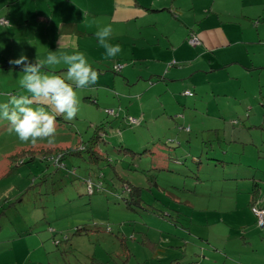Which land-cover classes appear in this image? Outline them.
Returning <instances> with one entry per match:
<instances>
[{"label": "rangeland", "instance_id": "1", "mask_svg": "<svg viewBox=\"0 0 264 264\" xmlns=\"http://www.w3.org/2000/svg\"><path fill=\"white\" fill-rule=\"evenodd\" d=\"M217 5L227 9L232 2L219 0ZM57 7L67 10L60 0ZM99 52L105 56L102 46ZM220 54L227 55L225 51ZM86 57L98 72H112L114 62L123 63L117 57H105L104 61L92 54ZM214 72L208 68L200 74L203 91L208 94L200 96L197 109L186 97L181 98L182 104L187 103L184 108L175 97L169 101V94L161 92L164 104L154 90L144 96L145 110L135 99L122 96V102H128L127 109L126 104L110 103L112 90L105 86V90L99 85L74 87L79 112L71 121L57 117L51 144L47 140H38L35 145L19 140L10 122L0 118V264L247 261V254L240 250L252 248L251 239L246 242L242 234L245 220L253 213L249 204L253 177L245 164L264 169V158L260 157L264 151V99L258 108L248 107L242 116L237 115L235 124L230 118L227 123L221 121L219 112L229 115L233 109L226 97L219 99L212 94L223 74ZM112 73L105 78L110 80ZM116 78L115 92L130 87L127 73ZM12 81L0 78L3 90L7 89L0 95V104L12 95L26 94ZM11 83L12 88H8ZM137 85L130 91L137 93ZM87 88L100 96L98 103L85 98ZM112 107L119 116L105 111ZM124 110L132 116L143 115V123L130 124ZM104 116L112 120V133L119 138L109 137L111 126L107 124L101 148L109 161L94 163L81 155L64 158L63 149L87 140L94 132L92 121ZM244 121L254 126L244 130ZM124 148L141 154L133 156ZM33 154L35 160L22 161ZM89 178L96 183L103 179L95 193L89 192ZM155 180L157 184L151 182ZM129 181L141 186L140 201L130 198L133 186ZM261 181L264 194V171ZM259 239L263 241L261 236ZM255 241L264 251V242Z\"/></svg>", "mask_w": 264, "mask_h": 264}, {"label": "crops", "instance_id": "2", "mask_svg": "<svg viewBox=\"0 0 264 264\" xmlns=\"http://www.w3.org/2000/svg\"><path fill=\"white\" fill-rule=\"evenodd\" d=\"M58 1L0 0V17L9 19V24L0 23V78H12L13 84H19L18 77L23 76V68L9 61L21 55H26L28 61L34 63L37 58L43 60L49 51H56L59 55L62 51L79 50L104 61L105 56L99 52L101 45L94 33L98 26L111 24L113 35L110 42L121 45L122 52L116 60L123 61V67L115 70L114 62L110 68L113 73L103 69L105 73L99 72L95 84L104 90V86L112 90L110 103L123 106L128 102L123 103L121 97L126 96L135 99L145 110L144 96L154 90L158 91V101L164 103L161 92H165L169 94V101L175 97L179 105L186 108L187 103L182 104L181 99L186 97V102L192 100L194 109H197L200 96L208 94L200 83V74L208 68L214 73L223 71L212 94L219 99L226 97L233 109L229 115L219 112L221 121L227 123L230 118L229 122L235 124L237 115L242 116L248 107L258 108L264 99V0H229L232 5L227 9L218 7L219 0H60L68 11L57 7ZM192 32L200 36L201 44H190L188 39ZM220 51H225L226 57L221 56ZM200 62L204 64L200 65ZM140 67L146 69L140 71ZM66 68L60 64L46 71L65 78ZM108 73L113 74L110 80L105 78ZM121 73L129 75L126 80L131 85L127 90L115 92L116 76ZM12 83L8 88H12ZM2 85L0 95L7 91ZM133 85L138 86L137 93L130 91ZM188 89L193 94L185 93ZM84 94L85 98L99 102L100 96L92 89H84ZM126 106L128 109L129 105ZM45 110L52 111L47 106ZM124 111L125 117L131 115L130 111ZM140 117L144 121L143 115ZM106 119L108 116L97 121L99 123L92 121L93 127ZM109 124L112 133L115 127ZM253 126L246 121L242 124L244 130ZM109 137L119 139L116 133ZM245 165L251 169L253 184L258 182L260 185L256 204L264 206L261 181L264 169L254 163ZM252 197L251 191L250 205L253 204ZM256 220V214L251 213L245 220L247 226H244L243 234L241 232L246 242L249 238L252 241V248L240 250L249 258L242 264H264V251L255 241H260L261 236L263 241L260 242H264V228L254 224Z\"/></svg>", "mask_w": 264, "mask_h": 264}, {"label": "clouds", "instance_id": "3", "mask_svg": "<svg viewBox=\"0 0 264 264\" xmlns=\"http://www.w3.org/2000/svg\"><path fill=\"white\" fill-rule=\"evenodd\" d=\"M94 35L104 48L106 58H115L122 52L119 43H110L113 35L111 24L98 26ZM9 63L22 66L23 76L19 84L26 94L12 95L7 103L0 104V118L10 122L11 129L19 140L31 142L33 145L38 140L53 143L57 117L71 121L79 112V99L74 86L89 87L95 85L99 79V72L79 50L71 53L62 51L59 55L56 51H49L43 60L37 58L34 63L29 62L26 55H21ZM60 64L67 66L65 78L46 71L47 68ZM45 106L52 111H46Z\"/></svg>", "mask_w": 264, "mask_h": 264}, {"label": "trees", "instance_id": "4", "mask_svg": "<svg viewBox=\"0 0 264 264\" xmlns=\"http://www.w3.org/2000/svg\"><path fill=\"white\" fill-rule=\"evenodd\" d=\"M109 115H117V116H119V113H117V110H116V113L115 114H109ZM131 116L132 115L126 116L127 119H129V122H130V117ZM133 117H135V116H133ZM136 118L139 119V123H132V122H130V124H136L137 125V124H141L142 123L143 118H141V117H136ZM111 122H112V120H110V119L103 120L100 124H97L95 126L94 132L89 136V138L87 140H83L80 144H78L76 146H70L68 148L63 149L65 151L64 158L67 157L68 155H81L82 157H84L88 161L94 162V163L95 162L100 163V162H102L104 160L109 161L110 158L105 153V151L101 148V142L102 141H105L106 142V140L104 139V134L106 132L105 131V128H106V125L109 124V123H111ZM66 149H68V150H66ZM124 150L127 153H130L131 152V154L133 156L134 155H137V154H141L140 152H136V151H134V150H132L130 148H124ZM34 157L35 156L33 154V156L28 157L29 159L28 158H25L22 161H24V162H27L28 160L29 161H33V160L36 159ZM44 158L47 159L46 156ZM194 160L198 161L197 157L194 158ZM101 176L102 177L104 176V172L101 173ZM89 179H93V178H89ZM89 179H87V181ZM93 180H95V179H93ZM99 182H101L102 185H103V179H100ZM151 182L157 184V180L151 181ZM127 183L128 184H131L133 186V187L130 188L131 194H132L130 196V198L135 199V201H140V199L142 198L141 197V192H142L141 191L142 190L141 186L135 185V184L133 185V183L131 181H129ZM252 193H253L252 203L253 204H256V201L258 200V198L260 196V185H259L258 182H254L253 189H252ZM262 207H264V206H262ZM257 221H258V218H257ZM261 227H264V226H261ZM169 264H182V263H180V262H175V263L170 262Z\"/></svg>", "mask_w": 264, "mask_h": 264}, {"label": "built area", "instance_id": "5", "mask_svg": "<svg viewBox=\"0 0 264 264\" xmlns=\"http://www.w3.org/2000/svg\"><path fill=\"white\" fill-rule=\"evenodd\" d=\"M0 23L2 24H9V19L6 17H0ZM189 42L192 45H199L201 44L202 40L200 38V36L196 33V32H192L189 36ZM115 69L116 70H120L123 67V64H115ZM185 93L187 94H193L192 90H186ZM106 111L109 114H115L116 110L115 108H107ZM130 122L132 123H139V119L136 117L131 116L130 117ZM47 157V156H46ZM55 160H58L57 157L52 156ZM49 158V157H47ZM88 189L90 193H94L97 189L99 190L102 187V183L101 182H95L93 179H89L88 180ZM252 210L253 212L256 214L257 218H258V223L260 226H264V207L259 206L258 204H253L252 205Z\"/></svg>", "mask_w": 264, "mask_h": 264}]
</instances>
